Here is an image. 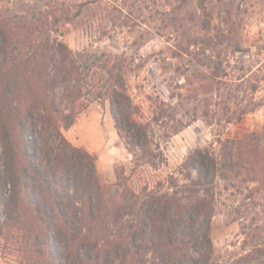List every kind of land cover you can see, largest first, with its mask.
Returning a JSON list of instances; mask_svg holds the SVG:
<instances>
[{
  "label": "rangeland",
  "instance_id": "rangeland-1",
  "mask_svg": "<svg viewBox=\"0 0 264 264\" xmlns=\"http://www.w3.org/2000/svg\"><path fill=\"white\" fill-rule=\"evenodd\" d=\"M14 15H46L45 32L65 42L89 75L121 58L141 118L163 103L175 119L166 120L178 128L166 137L153 124L166 160L137 165L108 100L86 95L62 132L95 155L102 182L114 187L120 177L135 192L166 191L170 177L182 185L184 174H195L183 168L193 151L208 149L218 161L210 264L240 257L264 264V0H0V16ZM0 229V264H50L41 243L6 223L1 201Z\"/></svg>",
  "mask_w": 264,
  "mask_h": 264
},
{
  "label": "trees",
  "instance_id": "trees-1",
  "mask_svg": "<svg viewBox=\"0 0 264 264\" xmlns=\"http://www.w3.org/2000/svg\"><path fill=\"white\" fill-rule=\"evenodd\" d=\"M79 12L53 15V22ZM47 18L0 16V201L6 223L41 243L50 264H210L214 154L196 148L183 164L195 174H184L182 185L170 177L166 191L135 192L120 177L114 187L102 182L95 155L62 132L86 105V95L108 100L117 134L137 165L166 160L153 124L162 126L157 136L166 137L178 129L166 120L175 119L161 103L143 120L128 93L123 60H105L103 75H89L65 42L45 32Z\"/></svg>",
  "mask_w": 264,
  "mask_h": 264
}]
</instances>
